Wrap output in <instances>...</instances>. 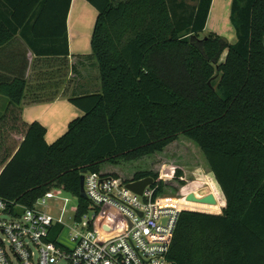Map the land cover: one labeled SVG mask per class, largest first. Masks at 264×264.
Wrapping results in <instances>:
<instances>
[{
    "label": "trees",
    "instance_id": "trees-1",
    "mask_svg": "<svg viewBox=\"0 0 264 264\" xmlns=\"http://www.w3.org/2000/svg\"><path fill=\"white\" fill-rule=\"evenodd\" d=\"M88 1L98 10L91 56L101 88L69 96L83 113L48 142L43 123L22 118L24 75L0 80L8 97L0 195L32 204L63 186L85 210L82 171L103 172L105 162L163 150L184 134L199 145L226 204L220 212L182 209L168 256L176 264H264V0H232L235 41L201 35L212 0ZM70 2L0 0V46L20 33L36 54L68 53ZM44 39L64 46H39ZM175 171L182 176L181 167ZM146 175L158 177L142 169L125 178ZM163 185L160 179L158 191Z\"/></svg>",
    "mask_w": 264,
    "mask_h": 264
},
{
    "label": "built area",
    "instance_id": "built-area-1",
    "mask_svg": "<svg viewBox=\"0 0 264 264\" xmlns=\"http://www.w3.org/2000/svg\"><path fill=\"white\" fill-rule=\"evenodd\" d=\"M82 172L85 210L63 186L76 204L55 187L32 204L0 195V264H176L168 252L179 213L189 209L187 193L158 191L162 175L138 193L120 174Z\"/></svg>",
    "mask_w": 264,
    "mask_h": 264
},
{
    "label": "crops",
    "instance_id": "crops-1",
    "mask_svg": "<svg viewBox=\"0 0 264 264\" xmlns=\"http://www.w3.org/2000/svg\"><path fill=\"white\" fill-rule=\"evenodd\" d=\"M231 3L232 0H212L202 32L214 31L235 41L237 35L230 18ZM97 14V8L88 0H71L66 20L68 53L36 54L20 33L0 46V80L24 75L27 88L22 99V118L26 122L39 120L43 123L47 128L45 138L48 142L60 136L71 119L83 113L69 100V96L74 91L101 88L99 67L95 57L91 56V38ZM63 43L44 39L39 46L63 47ZM32 96L53 98L33 100ZM7 104L8 97L0 93V115ZM179 166L187 171L184 166ZM105 171L120 174L115 168ZM216 185L221 205L218 202L211 205L214 212H220L226 204V198L218 182ZM215 197L218 200L219 197Z\"/></svg>",
    "mask_w": 264,
    "mask_h": 264
},
{
    "label": "rangeland",
    "instance_id": "rangeland-1",
    "mask_svg": "<svg viewBox=\"0 0 264 264\" xmlns=\"http://www.w3.org/2000/svg\"><path fill=\"white\" fill-rule=\"evenodd\" d=\"M204 34L205 32H201V35ZM179 165L184 166L187 171H183L182 176L177 178L175 169L180 167ZM112 168L118 169L120 175L126 178L131 177L136 170L150 169L156 171L158 176L162 175L164 181L162 192L168 195L181 196L190 191H194L196 195H203L208 192L214 193L211 181L213 179L216 181V179L210 170L202 150L193 139L184 134H180L178 138L169 143L163 150L132 160L122 159L118 163L105 162L102 165L103 171ZM181 179L184 182H181ZM53 187L57 188L56 193L69 196L70 205L76 204V198L73 195L58 188L59 186ZM168 201L171 203L177 201L184 203L182 198H178V200L171 198ZM188 203H190L189 209L214 212L212 205L215 203H205L195 200H190ZM55 264H66V261L61 259Z\"/></svg>",
    "mask_w": 264,
    "mask_h": 264
},
{
    "label": "water",
    "instance_id": "water-1",
    "mask_svg": "<svg viewBox=\"0 0 264 264\" xmlns=\"http://www.w3.org/2000/svg\"><path fill=\"white\" fill-rule=\"evenodd\" d=\"M85 171V170H84ZM154 180L152 175H146L137 179H129L126 182V185L133 189L134 191L141 193L144 189V187L147 184L152 183ZM80 194L82 196H85L86 193L84 191V173L82 172L80 175ZM187 199L195 200L199 202H205V203H216L217 199L213 192H208L203 195H196L194 191H190L187 193Z\"/></svg>",
    "mask_w": 264,
    "mask_h": 264
}]
</instances>
